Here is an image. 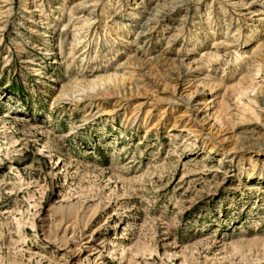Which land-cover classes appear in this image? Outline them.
I'll list each match as a JSON object with an SVG mask.
<instances>
[{
	"label": "rangeland",
	"instance_id": "rangeland-1",
	"mask_svg": "<svg viewBox=\"0 0 264 264\" xmlns=\"http://www.w3.org/2000/svg\"><path fill=\"white\" fill-rule=\"evenodd\" d=\"M0 264H264V0H0Z\"/></svg>",
	"mask_w": 264,
	"mask_h": 264
}]
</instances>
